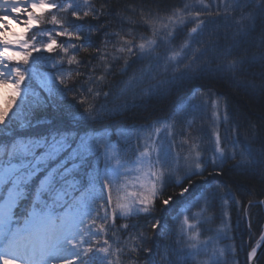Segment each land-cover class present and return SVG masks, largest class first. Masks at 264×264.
Here are the masks:
<instances>
[{
  "label": "snow or ice",
  "instance_id": "snow-or-ice-1",
  "mask_svg": "<svg viewBox=\"0 0 264 264\" xmlns=\"http://www.w3.org/2000/svg\"><path fill=\"white\" fill-rule=\"evenodd\" d=\"M89 20L97 23H83ZM221 20L231 30L224 44ZM113 21L119 27L109 31ZM205 33L207 40L201 39ZM120 61L127 79L109 80ZM255 66L264 70V0H139L115 11L111 0L98 7L94 0H0V264H138L141 252H152L145 230L164 234L156 213L170 211L176 197L184 213L173 217L179 220L176 246H165L160 260L225 264L236 254L235 245L220 246L232 239L229 202L241 201L219 183L198 190L193 178L207 183L209 168V176H220L230 164L264 179V143L254 148L255 131L241 139L226 98L195 88L172 116L124 137L130 143L134 134L131 155L119 141L81 133L77 126L102 122L137 100L165 96L205 75L264 92V71L259 83L245 78ZM74 87L71 99L80 113L65 103ZM197 98L199 104L191 103ZM48 107L63 109L58 123L41 115ZM177 123L183 124L179 133ZM169 185L178 192L166 196ZM217 198L220 223L202 238L201 225L217 219ZM257 204L264 199L241 205L250 232V209ZM262 249L264 225L245 264H258ZM144 264H152L150 255Z\"/></svg>",
  "mask_w": 264,
  "mask_h": 264
},
{
  "label": "trees",
  "instance_id": "trees-1",
  "mask_svg": "<svg viewBox=\"0 0 264 264\" xmlns=\"http://www.w3.org/2000/svg\"><path fill=\"white\" fill-rule=\"evenodd\" d=\"M177 0H160L161 4H175ZM97 7L102 2V0H94ZM146 4H152L153 0H144ZM139 0H111V6L113 11L116 8L122 7L126 4H138ZM91 22L96 24V21H85L83 23ZM100 23H104V19L102 18ZM220 34H221V43H226L223 39L225 31L230 32L231 30H226L223 27V20L220 22ZM119 27L118 22L113 21L111 24V28L108 30L111 31L115 28ZM140 31H144V29H140ZM201 39L207 40L208 35L205 33ZM93 40L96 45L100 43L99 34L93 37ZM163 51V49H160ZM47 55V54H46ZM80 58H86V54L81 52ZM96 61H93L95 64ZM122 65V61L117 62L115 66L112 68V74L109 76V80L119 81L121 79H127V77H122L120 75V67ZM138 65H133V67H137ZM67 67V66H66ZM50 71V69H49ZM81 71H87L86 68H81ZM132 69H129V74ZM264 71L259 66H255L250 68L245 73V78L254 79L257 83L260 82V73ZM83 82V77L80 78L79 81L76 82L78 86L79 83ZM33 87L37 89L41 93V95H46L42 89L38 87V85L33 82ZM195 88H200L202 91L206 93H215L221 97L226 98L228 102L229 112L231 113V123L232 125H238L241 133V139L244 136H248L251 138L253 131L256 132V140L254 143V148L259 149L264 143V92L253 91L251 89H246L243 87L235 86L229 78L220 77V76H208L204 77L192 82V84H185L183 87H177L170 91L165 96H153L150 98H145L143 100H137L135 105L130 107L127 111H122L118 115L111 116L106 118L102 122L96 123L94 125L89 126L88 124H80L77 126V131L84 133L89 132L95 135H103L106 138H109L113 143L119 141V147L121 149H127L128 155H131V149L135 148L136 140L134 134L132 135V139L130 143H125L124 137L128 136L132 129H140L145 128L147 125L153 124L156 121H163L173 113L177 112V109H180L182 106H185L189 103V97L191 96V92ZM75 92V87L73 92L68 94V100L65 102L66 104L73 105V111L76 113H80L83 109L80 106L75 105V101L71 99L72 95ZM103 98H101V101ZM199 98L192 101L194 104H199ZM63 109H56L53 107H48L43 110L41 115L49 120H52L54 123H58L61 112ZM207 124L208 121L203 122L204 133L207 134ZM252 126H255L253 129ZM183 127L182 123H177L176 131L180 132ZM202 127V122L199 118V114H197L196 124L194 125L195 129H199ZM226 129H222V132ZM212 169L209 168L205 172V177L207 178V183L204 179L199 177H194L193 179L196 181L197 189L206 188L208 184L215 186L217 183L227 186L231 190V193L234 195L236 199L241 201V205L247 206L248 201L251 200L253 202H258L264 197V179L258 173L245 172L241 169L232 168L230 164H225L223 168V172L220 176H216L215 174L209 176L208 172H211ZM185 183H187L185 181ZM174 192H178V189L169 185L165 189L166 196L172 195ZM165 196V198H166ZM177 203L172 207V209L168 212H157L156 215L162 217L163 222L166 227V231L163 235L160 234L159 231L155 232L148 227L146 231V235L148 239L145 242V246L152 249L151 254H146L141 252L138 258V264H144L145 257L150 255L152 264H163L160 260V253L164 251L165 246L171 245L175 247V235L173 234L176 228V225L179 223L178 219H173L174 216L179 214L181 217L184 213L179 212V204L181 202L180 197L175 198ZM220 205L221 201L217 198L214 204V209L217 214V219L212 221L211 224H203L201 228L203 230V237L211 235L212 233L208 232V228H215L218 225L219 214H220ZM241 205H237L235 200H230L228 211L230 213V223L232 225L231 231L229 232V236L232 239H222L220 241V246L224 247L226 245H235L236 254L235 256L229 254L226 258L225 264H234V262L238 261V264H245L247 251L250 250L251 244L254 243L255 239L258 238L261 226L264 222V216L261 210V207L257 204L250 209L251 216V232L248 228V222L244 218V208ZM162 205L157 203V208H161ZM199 206L196 205L192 207L186 214L191 215L192 212L196 211ZM117 223H121V221H117ZM139 223L143 224L144 220L141 219ZM252 235L253 238L249 241V237ZM203 258V257H202ZM124 264H128L127 259L124 261ZM258 264H264V250L260 255V259Z\"/></svg>",
  "mask_w": 264,
  "mask_h": 264
},
{
  "label": "rangeland",
  "instance_id": "rangeland-1",
  "mask_svg": "<svg viewBox=\"0 0 264 264\" xmlns=\"http://www.w3.org/2000/svg\"><path fill=\"white\" fill-rule=\"evenodd\" d=\"M181 2V0H177L176 2H175V4L176 3H180ZM191 25H189V27H190ZM18 31H21V28L20 27H18V29H17ZM182 39V34L180 35V36H178L177 37V41H176V43H179L180 42V40ZM191 103H192V101H191ZM199 103H200V100H199ZM198 104V103H197ZM219 222H218V225H219V223H220V220H218ZM248 237H250V236H248ZM251 237L253 238V236L251 235ZM250 241V240H249Z\"/></svg>",
  "mask_w": 264,
  "mask_h": 264
},
{
  "label": "water",
  "instance_id": "water-1",
  "mask_svg": "<svg viewBox=\"0 0 264 264\" xmlns=\"http://www.w3.org/2000/svg\"><path fill=\"white\" fill-rule=\"evenodd\" d=\"M264 199V198H263ZM261 208H262V211H263V215H264V205H260ZM263 225H264V222H263ZM264 249L260 250L259 252V256L261 255V253L263 252Z\"/></svg>",
  "mask_w": 264,
  "mask_h": 264
},
{
  "label": "bare ground",
  "instance_id": "bare-ground-1",
  "mask_svg": "<svg viewBox=\"0 0 264 264\" xmlns=\"http://www.w3.org/2000/svg\"><path fill=\"white\" fill-rule=\"evenodd\" d=\"M13 27H15L16 31L19 32L17 29H18V26L16 25H13Z\"/></svg>",
  "mask_w": 264,
  "mask_h": 264
}]
</instances>
